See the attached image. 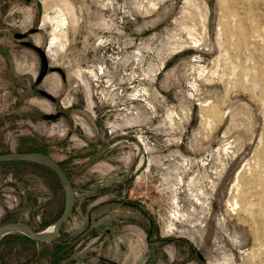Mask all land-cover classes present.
<instances>
[{
  "label": "rangeland",
  "instance_id": "1",
  "mask_svg": "<svg viewBox=\"0 0 264 264\" xmlns=\"http://www.w3.org/2000/svg\"><path fill=\"white\" fill-rule=\"evenodd\" d=\"M25 137L71 173V260L264 264V0H0V154ZM65 201L0 167V226ZM43 247L4 238L1 262Z\"/></svg>",
  "mask_w": 264,
  "mask_h": 264
},
{
  "label": "trees",
  "instance_id": "2",
  "mask_svg": "<svg viewBox=\"0 0 264 264\" xmlns=\"http://www.w3.org/2000/svg\"><path fill=\"white\" fill-rule=\"evenodd\" d=\"M23 140H24L23 143L20 144L18 147V153L39 152V153H43V154H49V152H48L49 146H48V144L44 143L43 141H36V140L29 138V137H25ZM59 164L64 169L66 175L70 179L71 173L64 167V164L62 162H59ZM24 165H26V166L29 165V166H32L36 169L43 170L46 173H51L56 177L58 182H60L59 178L57 177V175L53 171H51L49 168H47L41 164H38V163H34L31 161H23V160L0 163V167H11L14 169H18ZM127 204L130 206V208H133V209L139 208L137 202L129 201ZM63 209H64V207H63ZM62 212H63V210L61 211V214H62ZM143 214H145V212H143ZM60 215L55 220H51V221L45 220L44 223H42L39 226V228L36 229V231H42L45 228L53 225L56 222V220L60 217ZM9 221L10 222H17L16 215H10L7 219V222H9ZM62 228H63V226H62ZM62 228H61V232L58 235V237L49 243L37 242L34 239H32V238H30L24 234H18V233L9 234L4 238L11 237V238L15 239V238L19 237V238L26 240L33 247H35V244H40V245L44 246L43 248H41V250L39 252L34 251V256L38 262L41 261V259H46V261L48 262L47 264H51V263L61 264V263H68V262H74V263L78 262L76 260H71L69 258L71 243L65 242L63 240ZM147 234H148V236H152L150 232H148ZM2 240L0 242V246L2 244ZM160 241L165 242L166 239L162 238V239H160ZM151 245H152L153 255L155 256L158 248H157V246L153 245V243H151ZM0 264H2L1 255H0Z\"/></svg>",
  "mask_w": 264,
  "mask_h": 264
},
{
  "label": "water",
  "instance_id": "3",
  "mask_svg": "<svg viewBox=\"0 0 264 264\" xmlns=\"http://www.w3.org/2000/svg\"><path fill=\"white\" fill-rule=\"evenodd\" d=\"M17 160L31 161L34 163H38L53 171L59 178L63 186V189L65 191V197H66L65 206L60 217L56 220V222L53 225H51L54 226V229L50 234H45L43 230L36 231L29 224L24 222H20V221L9 222L0 226V242L5 236L17 232L22 233L34 239L37 242H42V243L52 242L58 237L63 224L69 219V217L72 215L74 211L77 200L74 187L70 179L66 175L64 169L59 164V162L56 161L51 155L43 154L39 152H28V153L10 152V153L0 154V163L17 161ZM61 264H86V263L68 262Z\"/></svg>",
  "mask_w": 264,
  "mask_h": 264
},
{
  "label": "bare ground",
  "instance_id": "4",
  "mask_svg": "<svg viewBox=\"0 0 264 264\" xmlns=\"http://www.w3.org/2000/svg\"><path fill=\"white\" fill-rule=\"evenodd\" d=\"M51 20V22L54 24V22H53V18H51L50 19ZM54 21H56V20H54ZM59 21V20H58ZM64 21V20H63ZM57 22V21H56ZM62 22V21H61ZM58 23H60V22H58ZM62 24V23H61ZM58 27L59 26H54V29H53V31H52V44H56V43H60L59 41H60V36L62 35H60L59 34V31H60V28L58 29ZM65 36V35H64ZM90 103V102H89ZM91 105V104H90ZM53 229H54V226H50V227H48L46 230H44V233L45 234H50L52 231H53Z\"/></svg>",
  "mask_w": 264,
  "mask_h": 264
},
{
  "label": "crops",
  "instance_id": "5",
  "mask_svg": "<svg viewBox=\"0 0 264 264\" xmlns=\"http://www.w3.org/2000/svg\"><path fill=\"white\" fill-rule=\"evenodd\" d=\"M50 76H52V75H50ZM50 76L46 77L45 80H46V81H49V77H50ZM45 80H44V81H45ZM50 82H51V81H50ZM55 86H56V85H55ZM58 87H59V86H56L55 88L52 87V82H51V86H49V88H48V86H47V90L50 91V92H54ZM53 88H54V89H53ZM99 205H100V202H98V203H93V204L91 205L90 208H91L93 214H95V209H97V211H98V209H99L98 206H99ZM96 219H97V217L95 218V220H96ZM99 220H100V219H99ZM99 220H98V222H97L96 224H101V221H102V220H100V221H99ZM99 235H100V234H99ZM100 236H101V235H100ZM100 236H98V237H96V238H99ZM102 259H103V258H102ZM86 264H88V263H86ZM92 264H94V262H93Z\"/></svg>",
  "mask_w": 264,
  "mask_h": 264
}]
</instances>
